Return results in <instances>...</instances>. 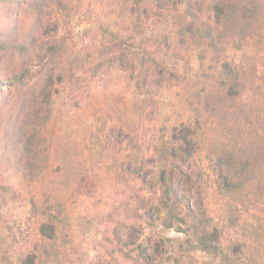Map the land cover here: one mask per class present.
Here are the masks:
<instances>
[{
	"label": "rangeland",
	"instance_id": "rangeland-1",
	"mask_svg": "<svg viewBox=\"0 0 264 264\" xmlns=\"http://www.w3.org/2000/svg\"><path fill=\"white\" fill-rule=\"evenodd\" d=\"M40 2L49 5V0ZM114 9L112 21L118 13ZM198 10L206 16L205 6L192 12ZM248 11L240 23L225 27L201 20L208 38L177 36V49L157 53L163 55L156 57L148 79L137 75V90L127 87L133 83H126L115 65L101 64L97 75L89 69L92 55L84 24L96 12L71 13L65 20L73 25L74 50L83 61L52 83L38 114L28 106L31 88H41L47 79L36 59L43 63L48 54L29 61L25 70L13 65L15 56L3 61L1 90L13 76L21 86L9 100L0 90V264H21L30 254L35 264H137L141 247L153 254L156 232L174 239L158 256L162 264H184V257L175 259V239L184 233L163 229L154 220L157 200L148 193L161 167L169 170L170 163H179L166 158L163 145L186 138L188 123L196 141L186 147L207 172L235 160L264 168V1ZM155 23V40L162 38L160 28L177 32L179 27ZM133 74L137 71L126 75ZM142 84H158L155 98L136 94L148 89ZM221 84H232L238 94L222 98ZM231 149L234 159L227 155ZM225 151L216 164L217 154ZM178 158L184 163L186 154ZM179 175L171 181L178 197L190 193L185 176ZM203 178L212 183V177ZM138 190L146 202L133 198ZM44 222L54 228L44 226L43 233ZM201 259L194 254L191 260Z\"/></svg>",
	"mask_w": 264,
	"mask_h": 264
},
{
	"label": "trees",
	"instance_id": "trees-1",
	"mask_svg": "<svg viewBox=\"0 0 264 264\" xmlns=\"http://www.w3.org/2000/svg\"><path fill=\"white\" fill-rule=\"evenodd\" d=\"M263 1L49 0V5H45L40 0H0V65L8 56L11 59L15 56L18 62H13V65L25 70L29 61L48 54L47 61L43 63L39 62V58L36 59L39 68L45 69L43 73H46V84L41 88H31L28 107L32 114H38L40 105L49 99L52 83L61 80L62 74L71 66L78 67L83 61L78 51L74 50L76 43L72 36L73 25L69 26V20L65 19L72 17L71 13L79 14L87 9L90 15L96 12L95 18L88 16L84 24L92 55L87 61L89 69L97 75L101 64L110 67L115 65L123 74V80L133 83L127 84V87L137 90V75L148 79V71L157 66L156 57L176 48L177 36L179 40L196 35L208 38L200 27L201 20L207 24L214 22L221 27L230 22L240 23L247 16L249 7L256 9L258 2ZM200 6H205V17L201 16L199 10L192 12L194 7L200 9ZM115 7L118 13H115L116 21H112L109 15L115 11ZM155 22L165 25L177 23L179 27L177 32L160 28L162 38L155 40L152 35L156 32L152 28ZM27 25L29 27H25ZM161 51L163 54L157 56ZM135 71L136 75L127 77L128 72ZM13 78L3 91L0 88L1 96L7 92L5 100L20 92L21 84H17L16 76ZM142 85L148 89L145 93L136 94L155 98L152 92L153 89H159L155 88L158 84ZM219 93L222 98L228 99L238 94L232 84H221ZM24 122H19V128ZM185 127L188 129L186 138L174 139L167 143V147L161 145L166 158L179 163H170L172 167L169 170L161 167L156 178L157 184H152L148 192L150 198L157 200L154 220H159L163 229L174 227L176 231L184 233L182 239H175V259L184 257V264H264V168L256 169L247 160L220 163L225 151L215 157L216 164H220L212 172H207L204 166L192 160L194 151H188L186 145L195 143L196 138L189 131L191 128L188 123ZM12 130L18 144V129L14 126ZM31 131H35L34 125ZM261 131L264 134V130ZM233 151L229 150L228 158L234 159ZM185 154L186 161L183 163L178 157ZM16 167L12 169L16 170ZM173 173L185 176L183 184L190 192L188 195L177 196L171 182ZM204 176L212 177V183L204 180ZM82 181L89 182L87 175L82 177ZM207 191H212L211 198ZM133 198L138 203L146 202L139 190ZM124 209L129 208L124 205ZM134 216L142 217L137 212H134ZM44 226L50 230L54 228L52 222H44L43 233ZM127 229L134 230V227L127 226ZM155 234L154 247L151 248L153 254L148 252L147 247H141L136 253L137 264H162L158 256L164 254L165 242L174 239L163 236L161 232ZM194 254H200L202 259L199 262L191 260ZM21 264H35L34 254L28 255Z\"/></svg>",
	"mask_w": 264,
	"mask_h": 264
}]
</instances>
